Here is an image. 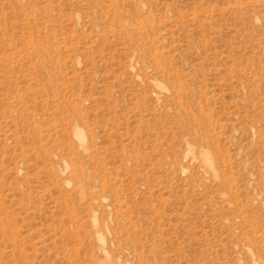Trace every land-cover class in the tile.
Here are the masks:
<instances>
[{
  "label": "rangeland",
  "instance_id": "374dc122",
  "mask_svg": "<svg viewBox=\"0 0 264 264\" xmlns=\"http://www.w3.org/2000/svg\"><path fill=\"white\" fill-rule=\"evenodd\" d=\"M0 264H264V0H0Z\"/></svg>",
  "mask_w": 264,
  "mask_h": 264
}]
</instances>
